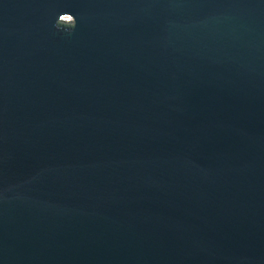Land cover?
<instances>
[{
    "label": "water",
    "instance_id": "1",
    "mask_svg": "<svg viewBox=\"0 0 264 264\" xmlns=\"http://www.w3.org/2000/svg\"><path fill=\"white\" fill-rule=\"evenodd\" d=\"M0 264H264V0H0Z\"/></svg>",
    "mask_w": 264,
    "mask_h": 264
}]
</instances>
